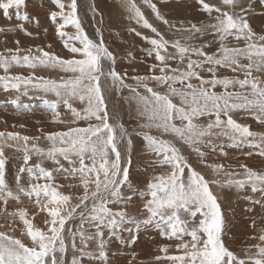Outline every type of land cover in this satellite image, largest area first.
<instances>
[{
    "label": "snow or ice",
    "instance_id": "1",
    "mask_svg": "<svg viewBox=\"0 0 264 264\" xmlns=\"http://www.w3.org/2000/svg\"><path fill=\"white\" fill-rule=\"evenodd\" d=\"M51 2L58 10L50 11L48 18L53 22L57 18L62 21L56 23V34L72 55L63 58L41 47L23 50L17 40L15 49L4 50L8 55L0 54V69L5 73L0 76V83L6 89L11 87L18 91L23 84V95L28 94V86L55 95L57 101L45 100L53 113V123L76 125L81 120L88 123L61 131L38 129L41 135L31 137L16 131H0V204L3 205L0 215L10 221L7 230L0 231V264H69V241L70 264H82L85 257L107 262L104 230L121 243H134L135 235H130V241H124L121 234H131L147 226H155L162 238L175 241L159 246L160 254L152 258L154 264H264V227L256 229L253 221L252 227L258 235L251 239L258 242L246 249L243 258L238 256L224 242L225 219L219 197L213 191V186L238 191L250 187L253 193L259 192L264 197V171L246 164L238 166L242 171L226 170L223 164H207L204 150L215 152L219 149L221 155H227L224 152L227 142L228 147L246 146L264 157V132L252 131L249 125L237 122L233 116V113L247 112L264 125V34H257L251 27L247 18L250 6L246 0H220V6L198 0L212 22L197 25L189 21V26L183 21L170 23L152 0H140L157 20L176 33H186L173 40L166 39L150 23L138 0H120L127 19L155 34V38H149L130 29L151 45L148 55L154 54L159 62L149 69L152 75L131 77L135 86L126 83V73L121 75L116 71L117 58L103 39L102 27H96L97 39L85 32L78 0ZM26 6V0H0V12L5 18H11L14 12L18 20H29L28 13L21 12ZM90 11L94 21L95 16L100 15L98 23L102 25L103 16L94 4ZM69 26L75 29L73 34L65 30ZM209 33L219 44L216 52L205 50L210 45L191 43L198 35ZM229 38L236 41L234 46L229 44ZM170 47L173 52L168 51ZM172 60H178L179 66L172 67L169 64ZM13 66L32 70L43 68L66 76L56 80L36 76L34 71L28 77L9 75ZM220 68L240 73L243 78L240 75L218 76ZM157 69L159 75L155 74ZM204 71L210 74L208 78L202 75ZM194 80L197 83H193ZM108 82L117 93L122 89L129 91L125 99L135 104L137 118L133 133L143 139L145 148L155 157L152 166L162 169L148 179L144 189H137L130 180L133 133L123 123L111 122L105 98ZM150 83L155 87L149 86ZM218 86L223 91H217ZM18 100L12 103L26 107L19 105ZM74 100L83 104V109L74 108L71 103ZM58 101L63 102L74 119L63 121L59 118ZM41 139L48 142L46 148L39 145ZM124 143L127 149L122 154L120 146ZM185 147L211 169V178H206L193 166L184 154ZM4 148L23 152V165L16 175L15 189L9 186L6 178ZM33 155L56 164L59 158L67 161L70 167L65 169L61 165L57 171L66 173L65 178L78 179V184L69 187H78L82 192L66 194L62 190L64 186L56 183L52 171L39 163L29 166ZM25 172L29 174L26 186L21 183ZM125 187L129 194H125ZM137 195L143 201L142 206L130 212L128 206ZM22 197L34 203L37 211L33 217L46 213L43 228L33 223L26 207L8 210L9 201L22 205ZM115 205L121 207L114 210L112 206ZM17 219L22 224L19 237L12 226ZM89 229L94 231L89 234ZM90 241L96 243L98 254L87 251ZM134 260L135 254L129 264Z\"/></svg>",
    "mask_w": 264,
    "mask_h": 264
},
{
    "label": "rangeland",
    "instance_id": "2",
    "mask_svg": "<svg viewBox=\"0 0 264 264\" xmlns=\"http://www.w3.org/2000/svg\"><path fill=\"white\" fill-rule=\"evenodd\" d=\"M30 1H32V2H30ZM30 1L26 0V3L28 5L26 6L25 9L21 10L22 13L25 11L28 13L29 20H27V21H25L23 19L18 20L15 16L14 12H13L11 18H5L3 16L2 12H0V54L8 55V53H6L4 50L6 48L15 49L17 47V44L15 43V41L18 40L20 42L19 47L23 50H27L29 48L35 50L36 47H41L45 51L53 52V53H55V54H57L63 58H69L72 54L69 53L64 48L62 40L56 34V23H59L62 21L59 18H57V21L53 22L48 18L50 11L58 10V9H55V6L52 4L51 0H30ZM176 1H178V0H176ZM206 1H207V3H210L212 5L220 6V0H214V1L213 0H205V2ZM96 2H97V0H84V1L78 0V5H79L78 11H79V15L83 21V28H84L85 32L89 35L90 38L97 39L95 29L97 26L103 25L102 29L104 30L103 32L105 33V36H106L105 38H107V40H105L104 37H103V39H104V41H106L107 47L109 46V50L112 51L113 53L116 52V58H117L116 59L117 64L115 65L116 71L119 72L121 75H124L126 73L127 74L126 83L132 84L133 86H135V81H133L131 79V77L136 76V75L142 76V72L144 75H146V73H148L147 75L153 74V73L149 72V69L152 68V66L148 62L146 63V61L143 62L138 55L139 52L142 51L145 47L148 48L151 45H149L142 38V36H136V34L134 35L135 32L130 31V28H132V29L137 28V29H135L136 31L139 30L138 32H141L143 36H147L149 38H155V34L152 33L149 29H142V28H139L137 26H134L137 24L133 21L129 20L130 23H128V21L122 22L121 19L119 18L120 14H118V16H117V13H119V11H117V12L112 11L113 15H112V13H110V17L112 19L107 24L103 23L102 25H99V23H98L100 21V15H96L98 18L97 19L98 22L96 21L97 23H95L93 21V14L91 15L90 14L91 11L88 9V5L94 4L95 8H97L96 9L97 12L103 13V11L97 6ZM152 2L157 3L158 5H160L162 7L165 6L164 7L165 9H164L162 7H159L156 4V6L159 10L162 9L160 11L161 15L165 16V17L167 16L166 19L168 18L167 20L169 22L171 19L170 23L179 24V22H181V19L178 17V15H176L177 12L174 9L168 7V11H167L166 6H169V3H172V0H152ZM195 2H197L196 5H198L196 8L194 7L195 9L191 8L192 7V6H190L191 4L190 5L188 4L189 8L187 11H189L191 9H193V10L189 11V13L187 11H184V13L182 14V17L185 19V21H183L185 23V26H189L188 25L189 21H195L197 25H199L201 22L207 24V23H210L207 21H211L210 17H208L209 15L206 12L205 13L207 15H204L205 14L204 11L202 10L201 7H199L201 5L198 3V0H196ZM246 4L250 6V9H251L250 12H252L253 19L255 17H256L255 19L258 18L257 20H253L254 25L256 24L254 31L256 32V30H257V34H264V18H263V16H264L263 15L264 14V0H246ZM142 5H143V3L141 4V6ZM28 6L30 9H28ZM253 7H254V9H253ZM255 7H256V9H255ZM257 7H259L261 10L258 9ZM141 8H142V10L145 9L143 11L147 15V18L149 19L150 23H152L154 25V27H156L158 29V31H160L165 36L166 39H168V40L172 39L173 40V39H176L177 37H179L181 35H186V33H176L173 29H170L168 27V25H165L162 21L157 20L155 15L151 12L150 8H148L147 6L144 5V7H141ZM86 9H88V10H86ZM98 10L99 11L101 10V11L99 12ZM202 11L204 14L202 13ZM185 12H186V14H185ZM194 12H196V13H194ZM199 12H201V13H199ZM192 13H194V14H192ZM197 13H198V15H197ZM253 13H255V14H253ZM247 14H248L247 18L249 17L248 19H249V23H250V22H252V20L250 19L249 11ZM148 15L150 18L148 17ZM188 15H189V17H188ZM212 15L214 16L215 14L212 13ZM96 16H95V19H96ZM102 16H103V20H104V15L102 14ZM206 16L208 18H205ZM194 17H196V18L199 17L198 21ZM113 18H115V19H113ZM261 18H263V20ZM37 21H38V23H37ZM195 22H193V23H195ZM126 23L130 24V26L127 24L125 27ZM131 24H132V26H131ZM105 25H107V26H105ZM250 25H251V27L253 26L252 23H250ZM111 28H113V29H111ZM65 30L69 34H73L75 32V29L72 28L71 26H69ZM34 32H36V33H34ZM127 32H128V34H124ZM26 33H30V35H28ZM111 33H112V37H110ZM38 35L41 36L42 38L44 36L45 37L43 39H40L41 37H39ZM115 37H117V39ZM124 37H128V40L123 39V41L121 40V42H123V43L119 42L120 41L119 38H124ZM197 37L194 38L196 41L193 40V41H191V43H194L197 46L202 45V44L210 45L205 50L209 53L216 52L217 48L219 47V44L217 42L216 37H214L210 33L204 34V35H202V37L200 35ZM115 40L118 43L117 45H116ZM130 40H134V43L132 41V45H131ZM137 41H138V44L136 43ZM108 42H109V44H108ZM111 42H114V43H111ZM142 42L143 43L146 42L147 44L145 43V45H144V44H142ZM229 42H230L229 44L232 46H234L236 44V41L232 40L231 38H229ZM49 45H50V47H49ZM141 45L142 46L144 45V46L142 47ZM129 46L131 48L133 46H136V48L134 47L133 49H131V48H129ZM240 46H243V42H240ZM113 47L114 48L116 47L114 49V51L112 49ZM118 47H120V48H118ZM139 47L140 48L142 47V49L140 51H139V49H140ZM119 49H121V51ZM135 49H138V50H136L137 52L135 51L136 53L133 52ZM127 50H128V52H127ZM130 50H132V51H130ZM122 51H123V53H122ZM131 52H132V55L129 56L128 53H131ZM23 54H24V52L21 53V55H23ZM134 54H136V55H134ZM127 56H128V58H127ZM137 57L140 60H138ZM123 58H124V60L126 59L125 62H124ZM192 58L196 59L197 57L193 56ZM120 60H121V62H119ZM128 62H129V64H128ZM130 62H131V64H130ZM136 62H138V63H136ZM139 64H141V65H139ZM145 64H146V66H145ZM169 64L172 67H177V66H179V61L178 60H172V61H169ZM149 66H151V67H149ZM126 67H128V68H126ZM143 67H144V69H143ZM205 67H207V66H205ZM145 68H147V70ZM220 69L217 70L218 76H223V75L231 76V75H233V73L230 70H227V69L224 70L223 68H220ZM33 71H34V74L36 76H44L46 78H51V79H56V80H59V78L61 76H66V74H64V73L56 72V71H49V70H46L43 68H37L35 70H32V69H28L26 67H16V66H13L9 70V75H22L24 77H28L31 73H33ZM139 71H141V73H139ZM156 71H158V69ZM156 71H155V74L159 75L160 74L159 71H158V73ZM230 72L232 74H230ZM4 74H5L4 71L2 69H0V76H3ZM202 75H204L205 78H207V77H209L210 74L207 73V71H204V72H202ZM234 75H240V78H243L242 74H240V73H234ZM194 81H193V83H197V81H195V82ZM149 86L155 87V85L153 83H150ZM217 88H218V90L216 89L217 91H219V90L223 91V89H221L219 86ZM24 90H25V86L23 84L20 85V90L18 91L16 89L11 88V87L6 89L4 87V85L2 83H0V123L3 124V126L0 125V131H5V132L7 130H8L7 132L16 131V132H20L22 135H27V136L31 137V136L41 135V132L38 131V129H42L43 132H52V131L66 130L67 127L75 126V125H72L69 123H53L52 122L53 121V113L50 110L49 104L45 103V100H47L49 102L57 101V97H55V95H53L51 93L44 94L43 92H39V91L35 90L31 86H28V88H27L28 94L23 95ZM139 90L141 92H143L142 88ZM159 90H163V89H159ZM129 95H130V93L127 89H122L119 93H117L114 89H112L110 87V82H108V84L105 85V98H106V101L108 104L109 114L112 118L111 122L119 121V122L124 124L125 128L130 133H133V129H136V127H137V118H136V112H135V104L134 103L130 104L125 99V97H128ZM17 98H19V100H18L19 105H26V107H19L17 104L12 103V101L17 100ZM71 103H72V106L74 108H76L77 110H81L84 107V105L81 104L78 100L71 101ZM25 108H26V110H25ZM22 109H24V111ZM57 111L60 114L59 118L63 121H71L72 119H74L71 111L63 104L62 101L57 102ZM30 112H33L32 113L33 115ZM30 114H31V116H30ZM42 115H47V118H46V116H44V118H43ZM233 116L235 119H237V122H239V120H240L239 123L250 125V127L253 129V130L251 129L252 131L264 132V128L261 126L259 127V125L256 122H254L253 124L252 123L250 124V122L247 120L249 117L247 112H245V113L244 112L233 113ZM40 118H42V119H40ZM213 119H214V117H213ZM203 120L205 122V118H203ZM31 121H32V123H31ZM92 122H95V121H92ZM29 123H31V124H29ZM87 123H88V121L81 120V121H78L76 125L79 127H81V126L84 127L87 125ZM23 124H24V127H22V128L19 127L20 125H23ZM34 125H36V126H34ZM256 126L258 127V129ZM131 139H132L131 158H130V165L131 166L129 165V167L134 168L136 166L137 161L140 160L139 159L140 157H142L143 155H150V153L145 148V144H144L145 142L143 141V139L141 137L136 136L133 133L131 136ZM38 143L41 147L46 148L48 146V142L43 140V139H41ZM140 144L143 146H141ZM226 145H227V142L225 143V147H226ZM225 147H224V152L227 151L226 152L227 155H221L219 149L217 150L219 152V154L217 153V151L212 152L209 149H204L207 152V156L205 157L206 163L207 164L217 163V164H223V165L225 164L224 167L228 168V167H230V165L236 164V162L242 163L244 161L242 164L245 163V164L254 165V163L256 161V164L261 163V166L263 165L262 168L264 171V163H262V162H264V157L257 155V150L252 149V148L248 149V147H246V146H241L238 148L234 147L235 149H233V147L229 148L228 146L225 149ZM126 149H127L126 143H124L120 146V150H121L122 154H124L126 152ZM231 149H232V151H231ZM242 149H245V150H242ZM183 150H184V154L189 158L190 162L193 164V166L198 171H200L202 174H204L206 176V178L212 177L211 169L206 167L205 164L200 163V161L198 160L197 156L194 153H191L190 150H188L186 147ZM235 150H237V151H235ZM243 151H245V153H243ZM247 152H249L250 155ZM243 155H246L247 157H245ZM4 156H5V161H6V163H5L6 178H7V181L9 183V186L12 187L13 189H15V178H16V175L18 173L19 168L23 165V152L22 151H16L15 149H12V148H4ZM195 157L197 158L198 161L196 160ZM257 157L259 160L262 158L260 160V162H257V160H258ZM191 158H193L198 163L193 161ZM224 159H225V163H224V161H222ZM230 159L231 160L233 159V161L235 159L236 160L233 162ZM237 159H239V161ZM215 160H216V162H215ZM37 163H39L45 169H48V170L53 172L56 183L64 186L62 190L66 194L76 195V194H79L82 192V189H80L78 187H69V185L78 184V179H74L72 177L65 178V176L67 175L66 173L57 171V169L60 168L61 165L65 169H68L70 167L68 162L65 161L63 158H59V164H56L52 160L41 159L40 157L33 155L31 160L29 161V166H34ZM77 166L79 167L78 164L76 165V167ZM257 167H259V164ZM228 169H231V168H228ZM228 169H226V170H228ZM158 170H159V167H156V171H158ZM28 180H29V174L27 172L23 173L22 177H21V183L26 186ZM41 183H43V181H41ZM141 189H144V187ZM213 191L219 197V202L221 204L222 212H223L224 219H225L224 242L230 250H232L238 256L243 258V256L245 255L246 249H248L252 244H255L258 242L257 240L251 239V237L258 235V232L256 231V229H258L260 227H264V197H262L261 193H259V192L253 193L251 191L250 187H246L244 190L238 191L235 188H231V189L230 188H217L216 186H213ZM124 192H125V194H129V191L126 187L124 188ZM134 197L137 198L138 202L135 203L136 205L133 204L130 206L131 208L132 207L134 208L133 210L130 211L131 208H128L129 209L128 211H130V212H135L136 208H140L142 206V203H143V201L139 198L138 195L134 196ZM257 200L261 201V203H258L259 205L257 203H253V201H257ZM22 201H23L22 205L17 204L15 201H9V204L7 205L8 210L12 211L16 207H19V206L26 207L29 211L30 218L33 219V223L35 225L43 228L44 227L43 221H44V218L46 216V213L41 212V213H38L37 215H35L33 217L32 214L37 211L34 203L29 202V200L27 198H23V197H22ZM139 205H141V206H139ZM241 205L242 206L244 205V206L242 207ZM0 207H3V205L0 204ZM112 207H114V210H115V208L116 209L118 208V205H115ZM255 212H257V213H255ZM243 213H245V214H243ZM247 213H248V216H247ZM250 213H251V217H250ZM236 214H237V217H236ZM229 218H230V220H229ZM236 218L240 219V220H237ZM231 219H232V221H231ZM241 219H243V220H241ZM251 219L255 220L256 229H254L252 227L251 223L253 221ZM233 220L235 221V223ZM239 221H241V222L238 225L237 222H239ZM9 223H10L9 218H7L3 215H0V225L4 226V227H0V231L7 230ZM75 223H78V220ZM12 226L17 229V231L15 232V235L19 237V235H20L19 229L22 227L21 222L17 219L14 222V224H12ZM231 228H232V230H230ZM244 230H245V232H244ZM88 231H89V234H91V232H93L94 229H89ZM104 231H105L104 239L107 241V245H106V249H105V251L107 253V257H108L107 262H104L101 260H89L87 257H85L82 260V264H129V261L133 260V254H135V260L133 261V264H141V262H142V264H154V261L152 258L155 255L160 254L158 252L159 246L164 245V244H174L175 243V241H169L165 238H162L159 234V230L157 228H155V226L141 227L138 231L134 230L131 234L128 232H123L121 234V238L124 241H130V235H135L137 237V239L135 240L134 243H121V241L116 239L115 237H109L107 234V230H104ZM235 231H236V234L238 233V235H240V236H238L236 234L233 235V232H235ZM242 233L243 234L246 233V234L243 235ZM251 234H252V236H251ZM230 236L233 237V240ZM249 241H250V243H249ZM76 242H77V246L79 247L80 242H79L78 237H77ZM70 243L71 242L69 241V248L70 249H69L68 256H67L69 264H70V261L72 258V251H71ZM242 243H243V245H242ZM244 243H246V246ZM146 245L149 247L148 251H145L144 247H146ZM87 251H91L94 254H98V249H97L96 243L94 241L89 242V247H88ZM172 251H174V249H172ZM146 253H149L148 260H147V258L143 257V256H146ZM76 255L79 256V253L77 252ZM147 261H148V263H147ZM149 262H151V263H149ZM161 264H163V262H161Z\"/></svg>",
    "mask_w": 264,
    "mask_h": 264
},
{
    "label": "bare ground",
    "instance_id": "3",
    "mask_svg": "<svg viewBox=\"0 0 264 264\" xmlns=\"http://www.w3.org/2000/svg\"><path fill=\"white\" fill-rule=\"evenodd\" d=\"M30 1V0H29ZM84 1V0H83ZM196 1V0H195ZM194 0H178V1H176V0H172V3H169V6H166L167 7V11H168V7L169 8H172V9H174L176 12H177V14L176 15H178V17L181 19V21H185V19L182 17V14L184 13V11H187L188 10V4L190 5V6H192L191 8H196L198 5H196L197 4V2H195ZM214 1V0H213ZM30 2H32V1H30ZM45 2V1H44ZM43 2V3H44ZM92 2V1H91ZM138 2L140 3V6H141V2L138 0ZM156 2V1H155ZM163 2V1H162ZM207 2V1H206ZM97 6L103 11V13H100V14H103L104 15V20H103V23H108L112 18L110 17V13H112V11H115V12H117V11H119V13H117V16H118V14H120L119 16V18L121 19V21L123 22H125V21H128V23H130L129 22V19H127V13H126V11L124 10V8H122L121 7V4H120V0H97ZM249 3V2H248ZM247 3V4H248ZM30 4V3H29ZM155 4H157V3H155ZM171 4V5H170ZM173 4V5H172ZM28 5V4H27ZM93 5V4H92ZM158 5V4H157ZM252 5V4H251ZM35 6V5H34ZM46 6V5H45ZM90 6L91 5H88V9L90 10ZM159 7H162V6H160V5H158ZM255 6V5H254ZM141 7H144V5H142ZM165 7V6H164ZM164 7H162V8H164ZM199 7H201V6H199ZM87 8V7H86ZM194 8V9H195ZM258 9H260L259 7H257ZM28 9H30L29 8V6H28ZM32 9V8H31ZM88 9H86V10H88ZM97 9V8H96ZM165 9V8H164ZM253 9H254V7H253ZM252 9V10H253ZM255 9H256V7H255ZM100 10V11H101ZM143 10H145V9H143ZM151 10V9H150ZM149 10V11H150ZM162 9H160L159 11H161ZM171 10V9H170ZM191 10H193V9H191ZM191 10H189V11H191ZM261 10V9H260ZM32 11V10H31ZM99 11V10H98ZM99 11V12H100ZM164 11V10H163ZM189 11H187L188 13H189ZM251 11V9L249 10V15H250V19L252 20V22H250V23H252V27H253V30L255 29V25H254V22H253V20H257V19H253V17H252V12H250ZM254 11V10H253ZM256 11V10H255ZM263 11V10H262ZM89 12V11H88ZM165 12V11H164ZM171 12V11H170ZM191 13V12H190ZM194 13H196V12H194ZM194 13H192V14H194ZM199 13H201V12H199ZM202 13H203V11H202ZM205 13V12H204ZM203 13V14H204ZM91 15H92V12L90 13ZM89 14V15H90ZM116 14V13H115ZM185 14H186V12H185ZM208 14V13H207ZM206 13L204 14V15H207ZM215 14V13H214ZM253 14H255V13H253ZM112 15H113V13H112ZM146 15V14H145ZM175 15V16H176ZM190 15V14H189ZM189 15H188V17H189ZM196 15V14H195ZM197 15H198V13H197ZM209 15V14H208ZM248 15V14H247ZM257 15V14H256ZM259 15V14H258ZM264 15V14H263ZM92 17V16H91ZM146 17H147V15H146ZM148 17H149V15H148ZM165 17V16H164ZM167 17V16H166ZM166 17H165V19H166ZM170 17V16H169ZM187 17V18H188ZM191 17V16H190ZM208 17H210V16H208ZM207 16L205 17V18H208ZM150 18V17H149ZM186 18V17H185ZM195 19H197V21H198V18H196V17H194ZM204 18V19H205ZM249 18V17H248ZM260 18V17H259ZM263 18H264V16H263ZM263 18H261L262 20H263ZM92 19V18H91ZM98 18H97V16H96V19H95V21H94V19H93V21L95 22V23H97L98 22V20H97ZM113 19H115V18H113ZM168 19V18H167ZM189 19V18H188ZM193 19V18H192ZM194 19V20H195ZM249 20V19H248ZM97 21V22H96ZM188 21V20H187ZM116 22V21H115ZM134 22V21H133ZM170 22H171V19H170ZM173 22V21H172ZM192 23L193 22H195V21H191ZM207 22H211V21H207ZM258 22V21H257ZM128 23H126L125 24V27H126V25L128 24ZM196 23V22H195ZM199 23V22H198ZM259 23V22H258ZM257 23V24H258ZM129 26H130V24H128ZM28 26V25H27ZM103 26V25H102ZM101 26V27H102ZM105 26H107V25H105ZM120 26V25H119ZM122 26V25H121ZM128 26V27H129ZM131 26H132V24H131ZM134 26H137V27H139V28H142L140 25H134ZM154 26V25H153ZM50 27V26H49ZM115 27V26H114ZM123 27V26H122ZM260 27V26H259ZM52 28V27H51ZM111 29H113V28H111ZM130 29H132V28H130ZM135 29H137V28H135ZM142 29H145V28H142ZM257 29V28H256ZM259 29V28H258ZM96 30V29H95ZM124 30V29H123ZM104 31V30H103ZM120 31V30H119ZM139 31V30H138ZM260 31V30H259ZM125 32V31H124ZM34 33H36V32H34ZM41 33V32H40ZM256 33H257V30H256ZM44 34V33H43ZM124 34H128V32L127 33H124ZM131 34V33H130ZM107 35V34H106ZM110 35V34H109ZM119 35V34H118ZM134 35H135V33H134ZM39 36V35H38ZM116 36V35H115ZM122 36V35H121ZM124 36V35H123ZM137 36V35H136ZM135 36V37H136ZM143 36V35H142ZM199 36V35H198ZM39 37H41V36H39ZM45 37V36H44ZM43 37V38H44ZM103 37L105 38L106 36H105V33L103 32ZM108 37V36H107ZM110 37H112V33H111V36ZM133 37V36H132ZM202 37V36H201ZM42 37L40 38V39H43ZM116 39H117V37H115ZM137 38V37H136ZM198 38V37H197ZM204 38V37H203ZM123 39L125 40V39H127L128 40V37H124V38H119V42H121V40L123 41ZM205 39V38H204ZM105 40H107V38H105ZM138 40V39H137ZM172 40V39H171ZM195 40V39H194ZM116 41V40H115ZM131 41V45H132V41H133V43H134V40H130ZM196 41V40H195ZM57 42V41H56ZM140 42V41H139ZM105 43H106V41H105ZM111 43H114V42H111ZM121 43H123V42H121ZM130 43V42H129ZM137 44H138V41L136 42ZM141 43V42H140ZM145 43L146 42H142V44H144L145 45ZM230 43V42H229ZM234 43V42H233ZM108 44H109V42H108ZM118 43H117V41H116V45H117ZM147 44V43H146ZM126 45V44H125ZM136 45V44H135ZM143 45V46H144ZM150 45V44H149ZM111 46V45H110ZM120 46V45H119ZM127 46V45H126ZM138 46V45H137ZM142 46V45H141ZM142 46V47H143ZM148 46V45H147ZM117 47V46H116ZM115 47V48H116ZM136 48V46H133L132 48L129 46V48H131V49H133V48ZM142 47L139 49V51L142 49ZM108 48H109V46H108ZM114 47L112 48L113 49V51H114V49H115ZM118 48H120V47H118ZM117 48V49H118ZM138 48V47H137ZM146 48V47H145ZM143 49L142 51H138L139 52V57H140V59L143 61V62H145L146 61V63L148 62L151 66H153L154 64L155 65H158L159 64V62L158 61H156L155 60V56H154V54L152 55V56H149L148 55V50L151 48V46L150 47H148V48H146V49ZM120 51H121V49H119ZM136 50H138V49H135L133 52L134 53H136L137 51ZM116 51V50H115ZM118 51V50H117ZM124 51V50H123ZM123 51H122V53H123ZM130 51H132V50H130ZM136 51V52H135ZM168 51L169 52H172L173 51V49L170 47V49H168ZM127 52H128V50H127ZM131 54H132V52H131ZM114 55H116V52H114ZM123 55V54H122ZM125 55V54H124ZM134 55H136V54H134ZM135 57V56H134ZM127 58H128V56H127ZM132 58V57H131ZM138 58V57H137ZM121 59V58H120ZM136 59V58H135ZM139 58H138V60H140ZM123 60H124V58H123ZM126 60V59H125ZM125 60H124V62H125ZM128 61V60H127ZM131 61V60H130ZM135 61V60H134ZM141 61V62H142ZM119 62H121V60L119 61ZM140 62V61H139ZM136 63H138V62H136ZM135 63V64H136ZM117 64V63H116ZM119 64V63H118ZM128 64H129V62H128ZM127 64V65H128ZM130 64H131V62H130ZM139 65H141V64H139ZM131 66V65H130ZM145 66H146V64H145ZM151 66H149V67H151ZM126 68H128V67H126ZM142 68V67H141ZM143 69H144V67H143ZM146 70H147V68H145ZM134 70V69H133ZM221 70V69H220ZM225 70V69H224ZM138 71V70H137ZM150 72V71H149ZM157 73H158V71H156ZM219 72V71H218ZM139 73H141V71H139ZM152 73V72H151ZM227 73V72H226ZM148 73H146V75H147ZM230 74H232L231 72H230ZM142 75H144L143 74V72H142ZM233 75H234V73H233ZM232 76V75H231ZM208 78V77H207ZM195 82V81H194ZM222 89V88H221ZM217 90H218V88H217ZM220 91V90H219ZM123 95V94H122ZM30 109V108H29ZM23 111H24V109H22ZM25 110H26V108H25ZM28 112V111H27ZM29 113V112H28ZM31 114L33 113V112H30ZM245 113V112H244ZM26 114V113H25ZM31 114H30V116H31ZM35 114V113H34ZM248 114V113H247ZM33 115V114H32ZM24 116V115H23ZM44 116H46V118H47V115H42V117L44 118ZM236 116V115H235ZM245 116V115H244ZM248 121L250 122V124L252 123H254V122H256L258 125H259V127L261 126V127H263L264 128V125H261V124H259L250 114H248ZM39 117V116H38ZM246 118V117H245ZM244 118V119H245ZM40 119H42V118H40ZM207 117L205 118V122L207 121ZM47 120V119H46ZM239 120V119H238ZM9 121V120H8ZM15 122V121H14ZM13 122V123H14ZM136 122V121H135ZM239 122H240V120H239ZM10 123V122H9ZM31 123H32V121H31ZM31 123H29V124H31ZM134 123V122H133ZM5 124V123H4ZM132 124V123H131ZM249 124V123H248ZM0 125H2L3 126V124H1L0 123ZM24 125V124H23ZM37 125V124H36ZM36 125H34V126H36ZM1 126V127H2ZM38 126V125H37ZM75 126H77V125H75ZM250 126V125H249ZM252 126V125H251ZM82 127V126H81ZM255 127V126H254ZM257 127V126H256ZM262 128V129H263ZM4 129V128H3ZM7 129V128H6ZM252 129V128H251ZM257 129H258V127H257ZM261 129V130H262ZM5 130V129H4ZM132 130V129H131ZM253 130V129H252ZM256 130V129H255ZM8 131V130H7ZM6 131V132H7ZM18 131V130H17ZM257 131V130H256ZM145 144V143H144ZM141 145V144H140ZM139 145V146H140ZM141 146H143V145H141ZM227 148V145H226V147H225V149ZM230 148V147H229ZM238 148V147H237ZM233 149H235L234 147H233ZM248 149H250V148H248ZM242 150H245V149H242ZM229 151V150H228ZM231 151H232V149H231ZM235 151H237V150H235ZM225 152H227V151H225ZM217 153L219 154V152L217 151ZM233 153V152H232ZM238 153V152H237ZM236 153V154H237ZM243 153H245V151H243ZM247 153H249V152H247ZM137 154V153H136ZM148 154V153H147ZM215 154V153H214ZM235 154V155H236ZM239 154V153H238ZM138 155V154H137ZM136 155V156H137ZM193 155V154H192ZM250 155V154H249ZM256 155V154H255ZM258 155V154H257ZM232 156V155H231ZM239 156V155H238ZM241 156V155H240ZM243 156H245V157H247L246 155H243ZM244 157V158H245ZM253 157V156H252ZM251 157V158H252ZM259 157V156H258ZM258 157H257V159H258ZM194 158V157H193ZM193 158H191L193 161H195ZM196 158V157H195ZM140 160H138L137 161V163H136V166L134 167V168H131L130 167V180H131V182H132V184L134 185V186H136V188L137 189H141V188H143V187H145L146 186V183H147V181H148V179L154 174V173H157V172H159V171H161L162 169H160L159 168V170L158 171H156V167H153L152 166V161H154L155 160V157L153 156V155H143L142 157H140L139 158ZM208 159V158H207ZM262 159V158H261ZM260 159V160H261ZM196 160H197V158H196ZM231 160V159H230ZM236 160V159H235ZM234 160V161H235ZM238 161H239V159H237ZM260 160L258 159L257 160V162H260ZM198 161V160H197ZM197 161H195L196 163H198ZM222 161H224V163H225V159L224 160H222ZM231 161H233V159L231 160ZM233 161V162H234ZM243 161V160H242ZM263 161V160H262ZM210 162V161H209ZM215 162H216V160H215ZM220 162V161H219ZM244 162V161H243ZM242 162V163H243ZM134 163V162H133ZM241 162L240 163H237L236 162V164H232V165H230V167H228V168H233L234 170H236V171H242V169H239V165L240 164H242ZM262 163H264V162H262ZM213 164V163H212ZM245 164V163H244ZM258 164H259V167H257L258 166ZM134 165V164H133ZM228 165V164H227ZM248 167H250V168H253V169H255V170H258V171H263V165L261 166V163H257L256 164V161H255V163H254V165H251V164H246ZM257 165V166H256ZM131 166V165H130ZM199 166V165H198ZM224 166H225V164H224ZM229 166V165H228ZM78 167V166H77ZM261 167V168H260ZM227 167L225 168V169H228ZM75 181V180H74ZM66 183V182H65ZM74 183V182H73ZM251 189V188H250ZM252 193V192H251ZM225 197V196H224ZM223 199V198H222ZM243 201V200H242ZM132 203L131 204H129V206H128V208H131L130 206L131 205H133V204H135L136 202H138L137 201V198L136 197H134L133 198V200L131 201ZM246 202V201H245ZM244 202V203H245ZM258 204V203H257ZM136 205V204H135ZM259 205V204H258ZM139 206H141V205H139ZM138 206V207H139ZM242 206V205H241ZM244 206V205H243ZM242 206V207H243ZM119 207H121L120 205H118V208ZM252 207V206H251ZM117 208V209H118ZM116 209V208H115ZM134 208L132 207L131 209H130V211L131 210H133ZM136 209H138V208H136ZM249 209V208H248ZM129 210V209H128ZM255 211V210H254ZM259 211V210H258ZM238 212V211H237ZM241 212V211H240ZM239 212V213H240ZM250 212V211H249ZM255 213H257V212H255ZM243 214H245V213H243ZM232 215V214H231ZM241 215V214H240ZM255 215V214H254ZM243 216V215H242ZM247 216H248V213H247ZM229 217V216H228ZM234 217V216H233ZM236 217H237V214H236ZM239 217V216H238ZM250 217H251V213H250ZM235 218V217H234ZM253 218V217H252ZM237 219V218H236ZM245 219V218H244ZM255 219V218H254ZM229 220H230V218H229ZM237 220H240V219H237ZM241 220H243V219H241ZM252 220V219H251ZM40 221V220H39ZM231 221H232V219H231ZM234 221V220H233ZM252 221H254V220H252ZM251 221V222H252ZM241 221H239V222H237L238 223V225H239V223H240ZM245 222V221H244ZM228 223V222H227ZM234 223H235V221H234ZM253 223V222H252ZM251 223V224H252ZM244 224V223H243ZM242 224V225H243ZM246 224V223H245ZM248 224V223H247ZM250 224V225H251ZM235 225V224H234ZM228 227V226H227ZM231 227V226H230ZM252 228V227H251ZM230 230H232V228L230 229ZM239 231V230H238ZM227 232V231H226ZM232 232V231H231ZM243 232V231H242ZM244 232H245V230H244ZM243 232V233H244ZM247 232V231H246ZM241 233V232H240ZM242 233V234H243ZM255 233V232H254ZM234 234H236V231L235 232H233V235ZM246 234V233H245ZM245 234H243V235H245ZM230 235V234H229ZM228 235V236H229ZM232 235V234H231ZM236 235H238V233L236 234ZM235 235V236H236ZM250 235V234H249ZM238 236H240V235H238ZM251 236H252V234H251ZM231 238H232V240H233V237L232 236H230ZM237 237V236H236ZM235 237V238H236ZM242 237V236H241ZM244 237V236H243ZM228 238V237H227ZM238 239V238H237ZM247 239V238H246ZM227 240V239H226ZM242 240V239H241ZM251 240V239H250ZM236 243V242H235ZM249 243H250V241H249ZM245 244V246H246V243H244ZM237 245V244H236ZM242 245H243V243H242ZM239 246V245H238ZM249 246V245H248ZM145 248V251H148L149 250V247L146 245V247H144ZM70 249V248H69ZM69 252V251H68ZM143 257H145V258H147V260H148V258H149V253H146V256H143ZM142 257V258H143ZM244 257V256H243ZM143 260V259H142ZM145 260V259H144ZM147 263H148V261H147ZM149 263H151V262H149Z\"/></svg>",
    "mask_w": 264,
    "mask_h": 264
}]
</instances>
